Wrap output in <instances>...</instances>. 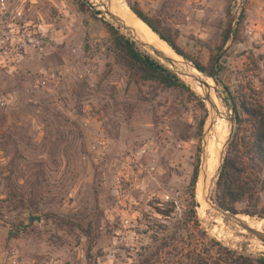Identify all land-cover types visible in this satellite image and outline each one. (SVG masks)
I'll use <instances>...</instances> for the list:
<instances>
[{
	"label": "rangeland",
	"instance_id": "rangeland-1",
	"mask_svg": "<svg viewBox=\"0 0 264 264\" xmlns=\"http://www.w3.org/2000/svg\"><path fill=\"white\" fill-rule=\"evenodd\" d=\"M14 1L20 24H48L52 34L43 53L28 51L14 72H0V264H179L195 238L206 250L215 241L239 256L264 257L257 238L195 207L208 128L220 119L208 100L168 65L190 92L133 82L112 53L109 27L118 28L81 0ZM87 1L109 13L112 4L128 11L136 4L192 61L206 70L213 64L215 103L227 116L222 160L233 162L238 179L248 175L235 215L264 221V167L239 149L248 124L239 132L233 111L239 118L241 106L264 108V0ZM217 167L202 202L219 209ZM163 236L176 240L163 249Z\"/></svg>",
	"mask_w": 264,
	"mask_h": 264
},
{
	"label": "trees",
	"instance_id": "trees-1",
	"mask_svg": "<svg viewBox=\"0 0 264 264\" xmlns=\"http://www.w3.org/2000/svg\"><path fill=\"white\" fill-rule=\"evenodd\" d=\"M82 8L84 6L80 4ZM129 10L139 18L143 23H145L156 36L165 42L173 51L178 55L185 58L192 65L200 69L203 73L207 75H212L213 64H211L210 69L206 70L198 62L192 61L188 56H186L182 51H180L171 37L166 35L159 27L157 22L152 19L147 18L141 12L136 4L128 5ZM230 27L226 30L222 36L221 45L222 48L229 40ZM109 35L111 37L112 53L115 62L123 67L129 74V78L136 83H151L157 84L163 89H174V90H185L189 91L188 86H186L179 76L173 73L167 66L160 63L159 60L152 57L149 53L139 48L135 43L130 41L125 36L121 35L119 30L113 26L109 27ZM218 71H216V74ZM214 74V81L218 85L217 75ZM202 106L203 104L200 103ZM233 111L235 114V123H239V132L242 124L246 121L248 126V136L241 138L239 134V149H242L245 153V158L250 161H254L256 165L264 167V108L260 103H257L255 108L247 109L241 106V111L239 110V118L236 113V109L233 106ZM243 115L247 117L246 120L243 119ZM233 135V134H232ZM233 162L225 158L223 160L222 166L219 170L218 179L216 182V191L218 194V207L226 212L235 214V205L241 202L244 194L245 187L248 183L245 181L248 175H241L240 178L235 177ZM245 169V168H244ZM240 174V173H239ZM242 174V173H241ZM198 175V169L196 168L193 173L191 180V188L195 187ZM245 178V179H244ZM251 182V179H250ZM252 182V189H254L256 183ZM192 215L195 223H198L197 214L194 210V194L192 193ZM157 214L164 220L168 219L169 215L167 213L157 212ZM156 221V220H155ZM164 232V231H163ZM166 232V231H165ZM13 237V236H12ZM175 241L176 237H162L163 249L166 248V241ZM145 263H148V259H144ZM179 264H264V257H258L256 259H251L245 256H239L235 253L223 248L218 242L210 241V246L206 250V246L203 242L198 239H194L193 243L190 244V249L179 261Z\"/></svg>",
	"mask_w": 264,
	"mask_h": 264
},
{
	"label": "bare ground",
	"instance_id": "bare-ground-1",
	"mask_svg": "<svg viewBox=\"0 0 264 264\" xmlns=\"http://www.w3.org/2000/svg\"><path fill=\"white\" fill-rule=\"evenodd\" d=\"M113 7L114 6L112 4L111 9L109 10L110 14H112L117 20L120 21V25L125 26L126 28H129L136 32V34L133 32H124L127 36H129L130 38H133V40L136 42H140V43L153 46L156 49L163 52L168 57L172 58L176 63L170 66V68H172L179 75L184 71L189 72L195 75L196 77H198L199 79L205 81L208 85L209 81L207 82V80L204 77H202L197 72H195L193 69H191L188 64L183 63L181 59L177 58L171 52L169 47L163 41H161L154 33H152V31L146 25H144L140 20H138L130 11L123 9V8L114 9ZM183 78L187 80V83L190 86H192L193 89L199 95H201L202 97H205V99H206V96H208V102H209L208 107L210 109L211 116L216 117L218 114L220 115L218 117L220 118L219 120L216 119L215 121L214 120L212 121V122H215V126H211L208 128L209 142H208L206 150L204 149L205 151H204V162L202 163L203 164L202 174H200L201 176L198 178V181H197V194L199 197V202H197V204L199 205L198 210H201V211L214 210L217 212L219 209L206 205L205 203L202 202V199L207 197L210 193V189H211L210 179L213 174V171L216 169V166L219 163V158L221 155V148L226 139L225 138L226 129H225V124H224L226 115L223 111H221L218 108L217 103H215L213 89L210 88V90H207L204 87H202L200 84L196 82H192L188 78H185V77ZM237 219L243 224H245L251 230L257 231L259 233H261L262 230H264V221H255L247 217H237Z\"/></svg>",
	"mask_w": 264,
	"mask_h": 264
},
{
	"label": "built area",
	"instance_id": "built-area-1",
	"mask_svg": "<svg viewBox=\"0 0 264 264\" xmlns=\"http://www.w3.org/2000/svg\"><path fill=\"white\" fill-rule=\"evenodd\" d=\"M48 2H50L48 0ZM22 10L14 0H0V72L12 73L18 67L22 57L28 51L44 52L45 40H51L52 28L50 25H33L29 23L20 24ZM62 75L61 71L56 73H44L41 75L38 84L53 82L57 76ZM0 101V107L4 106ZM98 156H104L107 150V143L103 139L96 142ZM128 166V165H127ZM127 166L122 165L119 176L121 179L128 177Z\"/></svg>",
	"mask_w": 264,
	"mask_h": 264
},
{
	"label": "water",
	"instance_id": "water-1",
	"mask_svg": "<svg viewBox=\"0 0 264 264\" xmlns=\"http://www.w3.org/2000/svg\"><path fill=\"white\" fill-rule=\"evenodd\" d=\"M83 3H85V5L94 13V15L96 17H101V16H105L107 18H109L115 25L116 27L119 29V31L124 34V36L126 38H128L130 41H132L133 43H135L138 47L142 48L143 50H145L146 52H149L155 59L159 60L161 64L163 65H169V66H172L173 64H175L176 62L168 57L167 55H165L163 52H161L160 50L156 49L155 47L153 46H150V45H147V44H144V43H140V42H136L133 40V38H130L129 36H127L124 32H133L136 34L135 31L129 29V28H126L125 26H121L120 25V21L117 20L112 14H110L108 11H99L97 10V8L92 5L91 3H89L87 0H81ZM132 13V12H131ZM133 14V13H132ZM134 15V14H133ZM135 16V15H134ZM136 17V16H135ZM137 18V17H136ZM138 20H140L139 18H137ZM141 21V20H140ZM142 22V21H141ZM143 23V22H142ZM144 25H146L145 23H143ZM147 26V25H146ZM125 27V28H124ZM148 27V26H147ZM149 28V27H148ZM150 29V28H149ZM151 30V29H150ZM154 33V32H152ZM155 34V33H154ZM156 35V34H155ZM162 41V40H161ZM165 43V42H164ZM166 44V43H165ZM167 45V44H166ZM168 46V45H167ZM169 47V46H168ZM169 49L171 50V52L179 59H181V61L185 64H188L190 66L191 69H193L195 72H197L199 75H201L202 77H204L205 79H209L212 81L213 83V86H214V93H215V96H216V99L217 101H220V93L218 92V89H217V84L216 82L214 81V73H212V75H207L205 73H203L200 69H198L197 67H195L194 65H192L190 62H188L185 58L181 57L180 55H178L175 51H173L170 47ZM217 61V60H216ZM168 67V66H167ZM171 70V69H170ZM172 71V70H171ZM173 72V71H172ZM174 73V72H173ZM176 74V73H175ZM177 75V74H176ZM181 76L185 77V78H188L190 81L192 82H196L198 84H200L202 87H204L205 89L207 90H210V87L209 85H207V83L201 79H199L198 77H196L195 75L189 73V72H182L180 74ZM178 76V75H177ZM204 100H208V96H206V99ZM224 102L226 103V100L223 99ZM203 101V100H202ZM204 102V101H203ZM210 112V110H209ZM230 128H229V132H228V137H227V140L225 142V145L226 146L228 144V141L231 137V134L233 132V127H232V119H230ZM223 154L221 153L220 155V158H219V163H218V167H217V170L215 172V176L214 178H216L221 166H222V163H223ZM211 180V187L213 185V179H210ZM196 209L199 208V205L196 203ZM216 218L217 219H220L224 222H231V223H234V224H237L242 230L248 232L249 234H251L252 236H254L255 238H257L260 242H262L264 244V233H259L257 231H254V230H251L249 229L245 224H243L242 222H240L237 218H236V215L235 214H231L229 212H226V211H223L219 208V210L217 211V215H216ZM214 226V224H212Z\"/></svg>",
	"mask_w": 264,
	"mask_h": 264
}]
</instances>
